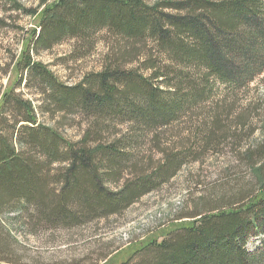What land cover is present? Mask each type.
Listing matches in <instances>:
<instances>
[{
  "label": "trees",
  "instance_id": "obj_1",
  "mask_svg": "<svg viewBox=\"0 0 264 264\" xmlns=\"http://www.w3.org/2000/svg\"><path fill=\"white\" fill-rule=\"evenodd\" d=\"M41 1L45 6L15 63L17 83L40 85L57 109L79 111L101 128L105 120L128 124L130 132L95 146L86 141L90 131L83 144L69 142L39 123L31 102L12 86L0 101V110H19L12 124L0 120V210L12 201L33 202L42 219L66 226L123 213L183 163L182 154H170L151 178L111 189L105 183L120 181L144 132L171 124L210 99L215 83L239 91L264 73V0ZM103 29L133 47L151 41L141 66L109 64L66 85L36 58L68 38L88 49ZM7 125L16 129L20 144L39 149L48 164L66 165L51 176L43 162L17 150L5 133ZM245 155L256 186L238 193L230 206L205 209L161 240H149L117 264H264V162L254 165L257 157L264 159V145L249 147ZM50 181L59 188H49Z\"/></svg>",
  "mask_w": 264,
  "mask_h": 264
},
{
  "label": "rangeland",
  "instance_id": "obj_2",
  "mask_svg": "<svg viewBox=\"0 0 264 264\" xmlns=\"http://www.w3.org/2000/svg\"><path fill=\"white\" fill-rule=\"evenodd\" d=\"M145 1L154 5L180 0ZM44 6L41 0H0V101L3 93L14 86L17 94L31 102L38 122L58 130L69 142L83 144L89 131L94 133L86 141L92 146L120 140L128 133V124L105 120L101 128L79 111L57 109L40 85L17 83L15 63ZM149 46H153L151 41L133 47L103 29L88 49L79 40L68 38L41 51L36 58L62 84L74 85L109 64H120L126 69L141 66L140 61L151 50ZM134 48L136 52L132 51ZM149 72L142 70L146 75ZM18 112L14 106H6L0 110V120L8 118L12 124ZM9 128L10 125L4 127L5 133L17 150L26 158L43 162L51 176L66 165L48 164L39 149L20 144L16 129ZM205 137L208 143H204ZM261 144L264 145V73L239 91L215 83L210 99L171 124L144 132V138L137 141L125 163L120 181L105 184L115 190L124 183L151 178L170 154H182L183 163L168 181L149 189L121 214L76 226L47 222L33 202L12 201L0 210V264L120 263L149 240H161L205 209L230 206L228 203L238 193L256 186L245 152ZM254 160L256 166L264 162L260 157ZM48 184L51 189L59 188L53 181Z\"/></svg>",
  "mask_w": 264,
  "mask_h": 264
}]
</instances>
